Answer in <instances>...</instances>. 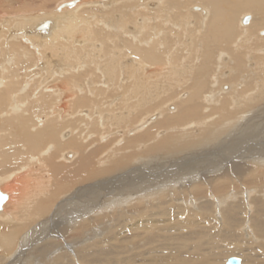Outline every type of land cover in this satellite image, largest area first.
<instances>
[{
  "label": "bare ground",
  "instance_id": "1",
  "mask_svg": "<svg viewBox=\"0 0 264 264\" xmlns=\"http://www.w3.org/2000/svg\"><path fill=\"white\" fill-rule=\"evenodd\" d=\"M46 1L0 0V264H215L242 230L264 264V0Z\"/></svg>",
  "mask_w": 264,
  "mask_h": 264
},
{
  "label": "rangeland",
  "instance_id": "2",
  "mask_svg": "<svg viewBox=\"0 0 264 264\" xmlns=\"http://www.w3.org/2000/svg\"><path fill=\"white\" fill-rule=\"evenodd\" d=\"M24 1V0H23ZM64 0H48V1H46L45 3H48V4H52V5H54V3H56V2H58V4L60 3V2H63ZM32 2H33V5H32ZM42 4H44V0H30V8L29 9H31V10H29V11H34V10H36V9H40V8H49V7H45V5H42ZM51 5V6H52ZM149 7V6H148ZM6 8H8V7H6ZM149 8H152V7H149ZM152 9H154V8H152ZM6 12V11H5ZM199 15H200V13H199ZM201 16V15H200ZM201 18H203L202 16H201ZM241 23V22H240ZM242 24V23H241ZM242 25H244V24H242ZM244 26H246V25H244ZM23 44H28V47H30V48H32V49H34L35 50V55H36V59H35V63H38V66H39V68L37 67L36 68V70H37V72H34V71H28L27 69H24V68H22V77H23V79H24V81H23V83L25 82V81H33V82H37L38 83V80L40 79V80H44L43 78L45 77L46 78V76H50V74H51V72L53 71V70H51V72L48 74V73H46V72H44V73H42V70L43 71H45L44 70V68H41L42 66H43V63L44 64H46V62H45V60L44 59H42V56H41V54H39V50H37V48L38 47H36L34 44H31V42L29 43V42H25L24 40H23ZM30 45V46H29ZM34 46V47H33ZM41 50V49H40ZM39 58V59H38ZM126 62H128V60L126 61ZM53 64V63H52ZM50 69H53L52 68V66L50 67ZM42 74H41V73ZM26 73H27V75H26ZM43 74H45V75H43ZM25 76V77H24ZM51 80H52V78H51ZM59 80V79H58ZM57 80V81H58ZM56 81V82H57ZM25 84V83H24ZM29 85H30V83H29ZM32 85V84H31ZM34 85V84H33ZM59 84L57 83L56 84V87H58V88H61V87H59L58 86ZM64 86H66V84L64 83L63 84ZM222 87V86H221ZM222 90V89H221ZM155 112L156 111H154V112H152V113H150V116H152V115H154L155 114ZM110 115H112V113H110V112H108V111H106V117L107 116H110ZM149 116V117H150ZM149 117H147L145 120H147ZM149 120V119H148ZM152 122V121H151ZM133 132V131H132ZM132 132L130 133V134H132ZM241 135V134H240ZM246 138V137H245ZM141 150L143 149V148H140ZM68 150H71V149H68ZM194 151H196L195 149H194ZM168 153H164L163 154V158H161L160 160H158V161H156L155 163H154V165L153 166H158V165H160V164H162V166H169L170 165V167L168 168V169H171V170H173V171H175V173H182L183 174V172H184V170L183 171H179V170H181L182 168H188V169H193V168H198V169H196V171L197 170H199V171H201L203 174H211L210 172H209V170H206L205 168H216V167H214L213 165H212V163H211V161L210 160H208L207 162H203V161H196L197 159H194V160H189V158L187 157L186 158V160L184 161V162H176V161H167L168 160ZM143 161H144V159H143ZM190 161V162H189ZM186 163V164H185ZM223 164H225V162L223 163ZM173 165V166H172ZM147 166H149V165H147ZM228 165H226L224 168H222L223 170H221V171H224L225 169H226V167H227ZM36 168V167H35ZM204 171V172H203ZM221 171H219V172H217V174H219V173H221ZM211 175H215V174H211ZM45 176V175H44ZM162 176H164V175H162ZM200 179H201V177H200ZM255 193H257V194H259L260 192H255ZM236 199V198H235ZM244 201L245 200H247L246 199V197L244 196ZM215 204H217L216 202H214ZM246 203H247V201H246ZM217 207V206H216ZM216 214H218V212H216ZM215 214V215H216ZM215 217H217V216H215ZM218 220V219H217ZM243 238H245V240H246V243H244V244H242V241H243ZM259 242H257L256 240H253L252 238H249L248 236H247V233H246V231L245 230H242L241 231V236H238V237H236L235 239H233V240H231V241H224V242H222L219 246H217V247H215L214 248V246L212 245V244H206L205 246H204V251H205V256L207 257V258H211L212 260H213V262L215 263V264H225V262L227 261V259H229L230 257H233V256H236V257H239L241 260L244 258L245 259V257H246V253H247V250H246V248H248V247H250L251 245H257ZM53 251V254H56L57 252H58V248H55V249H53L52 250ZM10 252V251H9ZM8 252V254H10ZM190 254H193V251H190ZM52 255V254H51ZM23 261H24V259L20 262V264H22L23 263ZM36 264H38V263H36ZM243 264H247V262H246V260H244V262H243Z\"/></svg>",
  "mask_w": 264,
  "mask_h": 264
},
{
  "label": "water",
  "instance_id": "3",
  "mask_svg": "<svg viewBox=\"0 0 264 264\" xmlns=\"http://www.w3.org/2000/svg\"><path fill=\"white\" fill-rule=\"evenodd\" d=\"M5 200L6 196L0 192V206ZM226 264H241V259L239 257L233 256L227 260Z\"/></svg>",
  "mask_w": 264,
  "mask_h": 264
}]
</instances>
